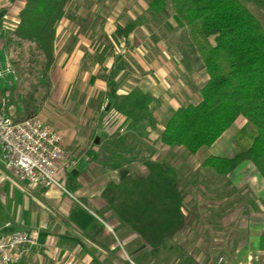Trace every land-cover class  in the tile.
Segmentation results:
<instances>
[{
    "label": "crops",
    "instance_id": "obj_1",
    "mask_svg": "<svg viewBox=\"0 0 264 264\" xmlns=\"http://www.w3.org/2000/svg\"><path fill=\"white\" fill-rule=\"evenodd\" d=\"M72 2L68 4L64 17L56 25L54 41V56L56 58L54 69L56 74L54 73L51 77L54 93L49 98L50 104L47 106L57 108V106L60 107V105L64 104L65 99H68V87L72 84V91H75L72 92V99H75L76 94L81 98L82 96L87 97L84 98L85 101L87 100V105L98 100V102L105 105L106 112L112 115L113 123L117 129L128 131L129 128L133 127L137 131L131 130V133L139 141L140 138L138 136L141 131L138 129L141 126L135 118L129 119L119 114L116 111V104L120 98L129 95L134 90H140L143 93L152 95L160 103V107L157 110L148 114L149 123L145 126L148 135L147 142L153 140L154 143L159 136L154 134V131L159 128V125H161L162 131L164 129V124H158L157 126L154 120L161 121L162 116H171L182 106L201 102L199 88L204 86V84H201L204 79V68L202 66L200 70L194 69V67L198 68V66H194V61L197 64L199 59L189 47L183 24L181 25L184 28H180L181 30L172 29L168 18L164 26L156 28L155 24L147 20L146 24H149L148 31L144 30V23L127 40L117 37V29L112 35L106 30L105 33L112 39L114 46L117 47L116 38L118 41H123V43L132 39V42H129L132 43L133 47V62H131L133 71L130 73L126 72L123 77L124 70L120 71L118 69L119 71H117L115 77L107 79L105 76L102 78L106 65L102 67L96 65L98 64L96 59L100 60L98 53L103 51L100 48L101 44L95 45V48L94 44L90 42L69 44L70 40L74 39L72 38V35H74L72 28H59L60 23L64 22L66 24L72 17V10L67 11ZM24 3L21 4L19 10H21ZM259 12L264 18V8H261ZM137 14L138 16L134 18L135 20L142 18V13L137 12ZM16 20L18 21V17ZM135 20L133 21L135 22ZM125 26L127 25H121V27ZM157 30L160 32L164 30L165 35L172 31V35L174 33L175 36L177 33L181 39L183 37V40L173 42L165 38L163 41H159V39L156 41L153 39L152 34H156ZM150 31L153 33L151 34ZM106 34H103V39H107ZM125 47L124 44L122 50ZM59 51H66L67 54L58 61ZM83 51L88 53L84 54ZM85 59H90L94 62L88 64V69L83 67ZM199 73H202V75ZM56 101H58L57 105L54 103ZM46 108H44V111H46ZM87 111L89 110L85 106V108H80L77 113L90 117L91 111L88 113ZM160 116L161 118H159ZM245 124V119L239 118L212 146L211 153L221 158L231 159L235 157L237 150L234 140ZM79 127L80 123L74 128V132L53 127L62 136L64 147L67 148L71 155L72 151H76L80 145L83 146L81 139L87 133L86 127L89 128L88 131L90 132L87 141L93 142L94 135H96V133H92L94 129H90L88 122L85 123V129ZM81 134H83V137ZM135 134L137 136H134ZM169 149L185 151L187 159H195L184 148ZM157 153L158 156H161L158 151ZM182 154L185 155L184 153ZM85 155L89 157L90 152H86ZM91 155V158L96 159L95 153L91 152ZM84 167L87 169L88 166ZM84 167L78 166L76 168V175L73 174L74 181H72V173L69 174L63 168L59 174V182L63 188L34 187L17 180L5 168L0 157V235L28 233L37 241V245L26 256L23 264H138L136 259L140 257L141 250H135L133 247H135V244H141L140 236L128 225L121 224L113 217V214L108 217L105 212L107 205L103 200L99 202L92 196L83 200L78 198L82 191L75 186L80 183L82 178L86 177ZM122 167L119 169L121 170ZM229 177H233L232 181L235 183V187L246 186L250 188L256 199L254 198V205L242 206L239 212H237L236 200H231L227 205L229 216L222 218V220L218 219L222 225L233 228L230 238L232 237L235 242L234 256H231V253L224 252L227 259H232L230 262L226 261L225 264H260L262 260L260 239L264 234V178L251 161L243 162L233 173L228 175ZM245 177L247 178L245 179ZM240 181L244 184L237 185ZM69 186L73 188L74 194L67 189ZM235 195H237V192ZM186 209L191 210L187 205ZM192 209L197 210L199 214L198 219L191 228L199 224L200 219L204 220L206 227L219 225L218 222L203 219V214H200V211H204L203 209L205 208L196 204ZM126 228L129 229L128 232H125L126 230L124 229ZM191 228L186 232L187 234L185 233L180 239L175 240L176 242L167 243L162 249L149 248V250L145 248L147 250L148 264H158V260L163 256L166 261L173 258L174 250L182 249L184 241H187L188 237H190ZM128 248H130V251L126 253ZM162 259V264H165L164 258ZM196 262L199 263L198 261Z\"/></svg>",
    "mask_w": 264,
    "mask_h": 264
},
{
    "label": "trees",
    "instance_id": "obj_2",
    "mask_svg": "<svg viewBox=\"0 0 264 264\" xmlns=\"http://www.w3.org/2000/svg\"><path fill=\"white\" fill-rule=\"evenodd\" d=\"M71 1L25 0L10 42L21 48L35 46L51 70L56 64V25ZM248 1L151 2L156 14L169 18L171 8L172 15L185 26L189 47L203 63L208 82L200 89L201 102L175 111L152 145L143 141L137 152L138 140L128 134L105 147L110 154L100 162L105 169H119L133 162L145 167L144 172L127 176L120 183H108L102 198L113 216L137 233L150 249L180 239L198 219L197 210L186 209L188 194L182 189L178 172L157 155L158 144L184 148L202 169L220 177L251 161L264 178V26L246 7ZM147 20L142 17L119 26L117 37L127 40ZM159 107L152 95L134 90L118 100L116 111L129 119L144 118ZM15 116L26 120L37 116V111L27 104ZM239 118H244L246 124L235 138L238 153L231 159L214 156L212 146ZM260 251L263 263L264 234Z\"/></svg>",
    "mask_w": 264,
    "mask_h": 264
},
{
    "label": "rangeland",
    "instance_id": "obj_3",
    "mask_svg": "<svg viewBox=\"0 0 264 264\" xmlns=\"http://www.w3.org/2000/svg\"><path fill=\"white\" fill-rule=\"evenodd\" d=\"M152 1L153 0H73L67 10L68 12L72 10V17L69 22H66V24L64 22L60 23L59 28H72V33H74L72 38L74 39L70 40L69 44H83L85 42H90L94 44V48L96 47L95 45L101 44L100 48L103 49V54L102 52L98 53L100 55L98 56L100 60L98 58L96 59V62H98L96 65H100L101 67L106 65V68L104 69L105 73H103L102 78L105 76L107 79H112L117 75V71L119 70H124V77L126 72L130 73L133 71L131 65V62H133V47L132 43L129 42L132 39L123 43V41H118L112 36L116 40V47L114 46L112 39L108 37L109 35H107L105 31L107 30L110 32L109 34L112 35V33L119 26L128 25L129 23L134 22V18L138 16L137 12L142 13L143 15L141 16L150 20L152 24L157 26L156 28L164 26L166 19L168 18L162 14H156L154 12L151 7ZM24 2V0H0V64H9L17 74V82L13 87L8 86L5 81H0V110L8 114L16 115L19 111L23 110L24 106L30 104L36 108L37 115L51 125L52 128H61L66 131L72 130V132H74V128H76L79 123V128L85 129V123L88 122L90 129H94L92 133H96V135H94V141H87L90 132L88 131L89 128L86 127L87 133H85V137L81 134L83 137H81L83 146L80 145L76 151H72V155L69 154L67 148L65 147L67 161H71L72 163L70 162V164H66L63 168L69 172V174L72 173V181H74L73 174L75 173L76 168L78 166L84 167L87 165V169L84 167L86 170V177L82 178L80 183L75 186L77 189L82 191L78 198L83 200L92 196L100 202L103 200L102 193L108 183H120L127 176H134L138 172L145 171V167L138 163L125 165L123 166L124 168L122 167L123 169L121 168V170L105 169L100 164L101 161L106 160V154L110 155L105 149L106 145L113 144V142L119 137H124L128 134L132 136L133 134L131 133V130H137L133 129V127L129 128L128 131L125 129H117L113 123L112 115H110L109 112H106L105 105L98 102V100L87 105V100L85 101L84 99L87 97L82 96L81 98L78 94H76L75 99H72V92H75L74 90L72 91V84L68 87V99H65L64 104L60 105V107L57 106V108L54 106V108L47 106L50 104L49 98L54 93V86L51 83V77L55 73V66L51 70L47 69L45 66L44 56H40V53L37 51L35 46L27 44L21 48L10 42L11 34L19 23V20H16L20 12L19 7ZM246 7L250 9L253 14H255L261 23H264V18L259 12L261 8H264L263 0H249L246 3ZM169 10L171 12L169 24L172 29L184 28L179 19L175 15H172L171 8H169ZM161 19H163V21H160ZM137 20H140V18H137ZM148 25L149 24L146 23L144 24L143 27L145 31H148ZM171 32H169L168 35H165L164 30L161 32L157 30L156 34H152L153 32H151V34L153 39L156 41H158V39L159 41H163L165 38L166 40L173 42L183 40V37L181 39L179 34L176 33L174 36V33L172 35ZM103 34H106L107 39H103ZM174 39L176 40L174 41ZM124 44L126 47L122 50ZM83 53L87 54L88 52L83 51ZM66 54V51H59L58 61ZM90 62H92V60L85 59L83 67L88 69L87 67ZM193 64L194 66H198V68L194 67V69H202L203 63L200 60L197 61V64L194 61ZM199 74L202 75V73ZM203 77L204 79L201 84L205 85L208 82V76L206 75L205 68ZM49 83H51V86ZM201 87L202 86H200L199 91ZM54 103L57 105L58 101ZM85 106H87V110L91 111L90 117L77 113L80 108H85ZM44 108H46V111H44ZM89 111H87V113ZM165 116L166 115L162 116L161 121L154 120V122L157 123V126L158 124L165 125L170 115ZM88 117L89 119L87 120ZM159 118H161V116ZM135 119L141 126L140 129H138L141 131L138 136L140 139L137 143H135L139 146L137 150V152H139L141 149V142L146 141L145 144L148 143L151 145V143L153 144V140L147 142L148 135L145 130V126L149 123L147 117L142 118L137 116ZM158 127L159 128L154 131V134L159 135L161 133V125ZM136 134L138 135V133ZM136 134L134 136H137ZM158 145L156 148L159 155H161L162 160L169 163L178 172L181 179V186L188 194L186 205L189 209L192 210V208L197 204L198 206L205 208L203 209L204 211H200V214H203V219H206L207 221L212 220L213 222H218L219 224L206 227L204 220L200 219L199 224L191 228L192 230L189 233L190 237H188L187 241H184L183 248L174 250L173 258L168 259V261H166L165 257L162 255L163 257H160L158 264H162V258H164L165 264H225L226 261H232V259L226 258V253H231V256H234L235 242L232 237L230 238L233 228L222 225L219 220L229 216L227 205L231 200H236L237 212L240 211L242 206L247 207L249 205H254V193H252L251 189L246 186L239 188L235 187V183L232 181L233 177H229L230 179L228 176L220 177L211 170L202 169L197 160L195 161V159L186 158L187 155L185 151H180L178 149L171 150L162 144ZM86 152H90V156H92L91 152L95 153L98 159H93L90 156L86 157ZM124 156L125 158H131L130 155ZM246 178L247 177H245V179ZM186 182L189 183L186 184ZM239 184L242 185L244 183L240 181L237 185ZM67 189L74 194L73 188L69 186ZM236 192L237 195H235ZM104 203L106 204L105 201ZM106 209L107 210L105 212L108 214V217H111L112 212L108 209V207H106ZM124 230H126L125 232L129 231L127 228ZM168 243L172 244L173 241ZM133 248H135V250H141L140 257L136 259L137 263L148 264L147 250H145V248L149 249V247L141 241V244H135V247ZM126 251V253H128L130 248L126 249ZM224 252H226L225 255ZM263 263L261 260L260 264Z\"/></svg>",
    "mask_w": 264,
    "mask_h": 264
},
{
    "label": "built area",
    "instance_id": "obj_4",
    "mask_svg": "<svg viewBox=\"0 0 264 264\" xmlns=\"http://www.w3.org/2000/svg\"><path fill=\"white\" fill-rule=\"evenodd\" d=\"M0 81L10 87L16 84L17 74L9 64H0ZM0 157L17 180L43 188H63L59 174L71 162L67 161L62 136L40 116L18 120L2 110ZM36 245V239L28 233L0 235V264H23Z\"/></svg>",
    "mask_w": 264,
    "mask_h": 264
},
{
    "label": "water",
    "instance_id": "obj_5",
    "mask_svg": "<svg viewBox=\"0 0 264 264\" xmlns=\"http://www.w3.org/2000/svg\"><path fill=\"white\" fill-rule=\"evenodd\" d=\"M75 174V173H74ZM76 175V174H75Z\"/></svg>",
    "mask_w": 264,
    "mask_h": 264
}]
</instances>
